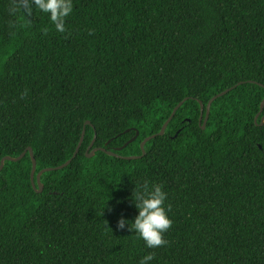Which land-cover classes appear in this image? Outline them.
Returning <instances> with one entry per match:
<instances>
[{"label": "trees", "instance_id": "trees-1", "mask_svg": "<svg viewBox=\"0 0 264 264\" xmlns=\"http://www.w3.org/2000/svg\"><path fill=\"white\" fill-rule=\"evenodd\" d=\"M13 7L0 0V163L30 148L39 189L71 162L42 193L29 153L4 163L0 264H264V0H73L63 33ZM144 182L171 209L155 249L117 229Z\"/></svg>", "mask_w": 264, "mask_h": 264}, {"label": "clouds", "instance_id": "clouds-1", "mask_svg": "<svg viewBox=\"0 0 264 264\" xmlns=\"http://www.w3.org/2000/svg\"><path fill=\"white\" fill-rule=\"evenodd\" d=\"M12 12H23L25 16L33 15L34 10L47 14L56 31H65L66 19L73 12V0H13ZM132 201L138 211L133 221L123 216L117 222V229L131 231L145 242L149 249L163 247L167 244L164 234L171 228L169 217L170 206L166 205L168 193L160 184L144 182L139 188L135 187ZM155 259L149 253L140 264H151Z\"/></svg>", "mask_w": 264, "mask_h": 264}, {"label": "water", "instance_id": "water-1", "mask_svg": "<svg viewBox=\"0 0 264 264\" xmlns=\"http://www.w3.org/2000/svg\"><path fill=\"white\" fill-rule=\"evenodd\" d=\"M231 90H232V89H229V90H227V91H225V92H223V93H221V94H219V95L213 97V98L208 102V104H207V106H206V115H205V119H204V121H203L202 130H205V128H206V124H207V121H208V118H209L210 108H211L212 103H213L215 100H217L218 98H220V97H222V96H225V95H226L228 92H230ZM186 100H187V99H186ZM186 100H184L183 102H181V103H180V104H179V105L173 110V112H172L170 118H169L168 121L163 125V127H162V129H161V131H160V133H159L158 135H155V136H152V137L147 138V139L141 144V150H142V156H141V157H143V156L145 155V151H144V146H145V144H146L147 142L151 141L152 139L156 138L157 136H160V137H161V136L164 135V133H165V131H166V128H167L168 124L171 122V120H172L173 117L175 116V113L178 111V109L183 105V103H184ZM199 106H200V120H199V122H200V124H201L202 119H203V114H204V109H205V108H204V105H203L202 102H199ZM263 107H264V101L262 102V105H261V110H260L261 112L263 111ZM257 118H258V116L256 117L255 122H256ZM263 124H264V117L262 118V122H261V125H263ZM86 125H90V123L87 122ZM83 135H84V133H83ZM83 135H82V138H81V140H80V143H79V145H78V147H77V149H76V151H75V153H74L72 159H75L76 156H77V154L79 153V150H80V147H81V145H82V141H83ZM137 135H138V134H136V137H137ZM136 137L133 138L132 140H130L128 143H126L122 148L118 149L117 151L119 152V151H121L122 149L126 148L129 144H131L133 141H135ZM99 151H102V152L106 153L108 156H111V157L121 158V157L117 156L114 152H107V151H105V150H103V149H101V150H99ZM95 152H96V150L92 151L89 155H86V157H87V158H92V157L94 156ZM26 153H29L30 158H31V161H32V169H31V175H30L31 185H32L33 190L36 191L37 193H42V190H43V188H42V186H41V184H40V177H41L43 174H45V173H47V172L56 171V170H62L63 168L67 167V166L70 164V162H71V161H69V162H67L66 164H64V165H62V166H60V167H58V168H55V169H44V170H42L41 172H39V173L37 174V176H36V182H37V185H38V188H39V189H37L36 184H35V181H34V177H35V173H36V161H35V158H34V156H33V152H32V150H31L30 148L27 149V150H26V151H25L20 157H18V158H15V159L10 158V157H6V158H4V159L1 161V163H0V172L2 171V169H3V167H4V163H5L6 161H8V162H18V161H20V160L25 156ZM141 157H140V158H141ZM121 159H125V160H129V161H130V160H137V159H139V157H130V158H121Z\"/></svg>", "mask_w": 264, "mask_h": 264}]
</instances>
